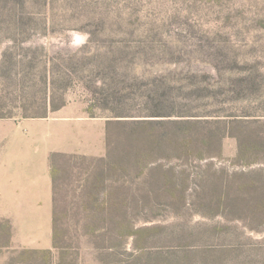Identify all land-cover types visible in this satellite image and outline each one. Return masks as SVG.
Instances as JSON below:
<instances>
[{
  "label": "rangeland",
  "instance_id": "1",
  "mask_svg": "<svg viewBox=\"0 0 264 264\" xmlns=\"http://www.w3.org/2000/svg\"><path fill=\"white\" fill-rule=\"evenodd\" d=\"M67 105L109 147L0 264H264V0H0V118Z\"/></svg>",
  "mask_w": 264,
  "mask_h": 264
},
{
  "label": "crops",
  "instance_id": "2",
  "mask_svg": "<svg viewBox=\"0 0 264 264\" xmlns=\"http://www.w3.org/2000/svg\"><path fill=\"white\" fill-rule=\"evenodd\" d=\"M106 123L76 105L45 117L0 118V218L13 246L52 249L57 172L73 167L75 156H103Z\"/></svg>",
  "mask_w": 264,
  "mask_h": 264
},
{
  "label": "trees",
  "instance_id": "3",
  "mask_svg": "<svg viewBox=\"0 0 264 264\" xmlns=\"http://www.w3.org/2000/svg\"><path fill=\"white\" fill-rule=\"evenodd\" d=\"M111 125V122L108 120L107 121V126ZM106 140H107V144H108V147H109V144H110V139L107 137L106 135ZM53 244H54V235H53ZM54 246V245H53Z\"/></svg>",
  "mask_w": 264,
  "mask_h": 264
}]
</instances>
